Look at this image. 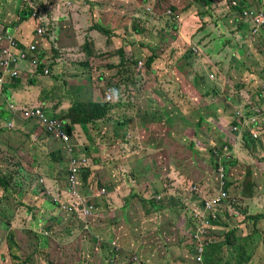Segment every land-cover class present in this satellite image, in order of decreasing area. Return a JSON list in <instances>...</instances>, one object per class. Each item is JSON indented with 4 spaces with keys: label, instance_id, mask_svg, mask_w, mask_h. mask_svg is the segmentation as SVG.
<instances>
[{
    "label": "rangeland",
    "instance_id": "obj_1",
    "mask_svg": "<svg viewBox=\"0 0 264 264\" xmlns=\"http://www.w3.org/2000/svg\"><path fill=\"white\" fill-rule=\"evenodd\" d=\"M79 1L81 3H77L75 0H35L28 10L33 12V15L38 11L36 17L39 19L45 16L53 19L55 16L52 14L51 8L61 16L74 15L76 17L74 25L79 43H86L90 48L96 47L100 50L104 54V57L99 61L101 62L114 52L117 48V41L109 42L106 35L93 28L89 13L101 12V0ZM20 2L21 4L12 0H0V16L5 25L16 27L20 22L24 8L23 2L21 0ZM114 2H117L119 9H124L130 17L126 15L123 20L120 19L121 24L118 28L113 20L106 24L101 22L100 27L109 30L111 24L120 30L122 24H125L127 30L132 31L133 24H138L148 34L153 35L154 39L170 42L167 38L172 35L171 27L175 22L169 14L159 16L161 14L154 13L149 5L151 0H114ZM144 3H147L145 8L143 7ZM41 4L44 8L40 7ZM67 4L69 8L65 7ZM203 5L201 1V6L204 7ZM44 10L45 15L42 14ZM104 10L106 9L102 11ZM201 11L209 22L208 34L213 33V36L217 38L227 35L230 39H236V34L239 32L230 27L226 21V16L230 14L228 8L216 5L208 11L206 9ZM102 15L104 14L102 13ZM248 20L245 16V22ZM74 25L71 24V26ZM227 26L231 29H228ZM36 30L37 28L34 34H36ZM43 31L51 32L47 29H43ZM132 34L134 35V33ZM199 37L201 38L202 35ZM146 42L149 44V40ZM130 45L136 47L138 43L133 38L124 40L122 43L123 48ZM20 49L24 50L25 48L20 46ZM195 50L198 51L199 48L193 49L196 54ZM201 50L204 52L203 56L198 52L196 59H193V68L196 73L203 71L204 76H207L211 83L218 81V77L213 72H209V69L219 72L222 70L221 74L227 76L228 68L230 66L236 68L244 55V49L242 44H238V40H233V45L223 53L214 54L215 51L208 48ZM70 57L73 58V63L85 61L84 53L80 47L71 52L68 58ZM157 57L161 61L164 60L163 54L158 53ZM13 66L15 75H18V78L13 81L16 83L21 78L19 75L21 66L17 67L18 71L16 64ZM137 66L142 68L143 63L139 62ZM77 74L78 72H75L74 69L67 73L73 80L77 79ZM249 74L254 73L249 72ZM211 75L215 76L213 80L210 79ZM82 76L84 88L69 100L61 98V104L65 105L66 103L72 107L88 91L89 80L86 74L83 73ZM255 79L256 76L252 81L251 79L244 81V74L239 75L234 87L239 91L236 92L237 96L233 98L232 104L227 108L214 106L217 104L211 102L209 97H201V101L200 97L194 100L192 90L182 89L173 92L170 87L160 85L158 95L150 93L142 103L143 105L139 104L140 112L143 110L148 115L156 114V112L157 115L166 114L168 110L162 104L168 101L171 103L169 104V129L173 138L166 158L168 164L164 163L163 170L161 168L158 170L159 181L153 185V193L144 194V191L130 196H127L124 189L117 190L120 191L117 196L116 190L111 184H96L94 181L92 182L93 187L89 185V188L81 190L79 177L85 166L75 156L77 155L75 150H79L78 145L73 147L70 145V143L73 144L74 137L82 140L83 134L80 128L76 127L74 136L70 137L63 128L65 126L63 118H61L62 123L59 122L47 115L42 107L23 109L20 106L22 96H13L12 99L7 100L3 98L2 102L6 105L3 110L9 112L13 123L23 111H40L48 120V125H44L43 129L39 131V137H35L39 144L30 136L22 134L20 130L22 122L15 124V129L18 127L20 133L13 132L9 142L5 139L4 143L0 142V264H22V262L24 264H117L115 260L118 258V254H113L109 258L105 256L107 262L98 261L99 257H103L104 254L100 249L102 246L98 243L97 234L106 238L102 241L105 249V244L108 247L117 248L114 237H120V250L128 249L137 241H147L148 245L143 246V254L134 258L137 263L141 262V264H162L157 251H161L160 256L162 253H169L185 257L188 243L187 234L193 241H197L196 236H202L205 253L208 252L213 258L216 257V260L221 259L222 255V259L230 258L233 264H264V162L254 166L242 161L236 165L230 162L226 165L221 153L215 155L213 152L216 150L210 145L212 142L215 143L218 150L220 143L221 145H227L228 142V145L233 144L226 132L232 128L229 126V122L236 118L237 113L244 114L243 107L238 104L241 95L246 93L248 104H251V99L257 100L259 92L254 88ZM61 82L64 83V80ZM68 82H70V78ZM114 88L117 89V87ZM121 88L124 91V87ZM2 89L3 86L0 88L1 92ZM85 89L87 91H84ZM37 91L44 94L43 98L46 96L47 90L44 88L37 89ZM117 91L120 92V89ZM154 92L156 91L154 90ZM234 94L230 97L232 98ZM185 95L189 97L178 103V98ZM201 102L202 105H200ZM259 103L262 112H264V97L259 99ZM257 110L260 109L257 108ZM201 116L206 117L207 120L199 128ZM51 124L52 130H50ZM225 129L227 130L225 131ZM167 130L168 128L163 129L164 132ZM56 131L61 132L68 138V141L55 138ZM233 132L234 139L244 147L237 131L233 130ZM15 136H19L20 140ZM46 137H49L51 141H43ZM127 139L131 140V135ZM57 140L64 142L61 149L64 147L69 150L67 155L65 151L64 155L60 154L55 147L54 144ZM14 141L21 142L18 145H12ZM114 147L115 144L111 142L106 148L105 154L115 155L116 157L110 156L113 161H119L124 157L128 159L126 163L130 165L129 167L127 164L120 165L117 173L124 180L133 178L145 180V177H141L136 172L137 166L130 162L129 159L132 158V155L123 156L125 152ZM151 156L157 157L156 155ZM251 157L252 155H249L247 159ZM253 158L255 157L253 156ZM169 163L174 165L169 167ZM75 168L78 170L76 175ZM222 170L225 172L224 179L219 175L222 174ZM163 173L167 174L169 178ZM194 173V179L190 180L188 176ZM74 175L75 188H71V179H74ZM51 176L54 179H50ZM179 176L182 177V180L175 187L173 184L176 183V180H172V178H179ZM1 181H6L7 185L3 186ZM132 181L133 183L137 182V180ZM191 184L193 186H189ZM96 186L108 187V189L95 188ZM5 187H10V189ZM194 187L200 189V193L194 192ZM102 189L106 191H101ZM126 190L128 191L127 188ZM108 194L111 196L110 203ZM88 200L89 202H87ZM209 201L214 205L210 209L218 210L217 215L206 214L207 212L202 210L205 209L203 207ZM152 202L154 204L169 202L170 205H165L163 208L166 209L164 210L155 211ZM198 205H202V207ZM207 205L206 208H209ZM142 206L149 209H139ZM94 208L96 211L88 220L90 225H86V228L89 227V229L84 228L85 224L82 220L69 216L64 213V210L60 211V209H65L72 214H77L76 210L70 211V209ZM228 211L233 213L230 218L227 217ZM192 218L193 221H191ZM211 220H214L215 223L218 220L219 222L216 225L206 223ZM93 223H95L94 227ZM118 224H120V228ZM159 232H162V235H159ZM9 233H14V240L17 241V247L14 246L15 249L12 251L9 248V246L11 247V243L8 242ZM232 233H236L235 245L231 244L234 243ZM213 246L217 247V251L212 250ZM17 256L19 257L17 258ZM185 261L183 264H188L186 258ZM210 261L204 255V262ZM117 262L122 261L117 260Z\"/></svg>",
    "mask_w": 264,
    "mask_h": 264
},
{
    "label": "trees",
    "instance_id": "obj_2",
    "mask_svg": "<svg viewBox=\"0 0 264 264\" xmlns=\"http://www.w3.org/2000/svg\"><path fill=\"white\" fill-rule=\"evenodd\" d=\"M13 1L17 3L20 0ZM21 1H23L22 5L24 6L21 20L23 22L26 21L27 23L31 20V17L37 18V14L33 15V12H29L28 10L31 5L34 4L33 2H35V0ZM75 1L77 3H81L79 0ZM151 1L152 2L149 5L153 9L154 13L161 14L159 16L169 14L171 19L175 22V24L171 27L172 35L167 38L170 40L169 43L154 39L153 35L148 34L146 30L138 24H133L132 31H128L125 24H122V28L120 30H117L115 26H111V24L109 26V30L100 27L101 22L106 24L113 20L118 28L121 24V20H123L126 15L130 17V15L126 14L124 9H119L117 2H114V0H101V12L95 11L92 12V14L89 13L92 18L93 28L106 35L109 42H112L113 40L117 41V48L114 52L101 62L99 61L104 57V54H102L100 50L96 49V47L90 48L86 43L80 44L78 33L75 31L74 26H69V23L65 19L62 20L61 23V27L64 30V37L62 38V36H60L58 39L54 40L51 44V49L47 42V36L50 35V31H47L46 33L43 31L41 35L36 34L35 38L39 49L41 50V44L44 40L43 46L44 44L46 45L44 47L46 48L47 53L52 52L54 55L53 62L51 63V66H49L50 74L46 76L49 77L48 81L64 80V84L69 87V90L74 96L84 88L83 73L87 75V79L89 80V84H87L88 91L86 89L84 90L87 92L80 97V101H76L72 107L67 109L66 115L63 117L65 122V126L63 128L70 137L74 136L75 128L78 127L83 134L82 139L86 138V140H89L90 142L89 148L87 146V149H89L88 153L85 148H80L76 153L77 155H75L78 159H84L87 157L89 161V164L83 169L79 177L81 190L89 188V185L93 187V181L96 184L109 183L113 185L116 178L124 180V178L117 173V169L120 165L125 164L128 159L122 157L119 161H113L110 156L116 157L115 155L105 154V150L111 142L119 148V151L125 152L123 156L132 155V158L129 159L132 163H138L144 158H152L155 160L152 168L157 170L160 168L163 170V164H168V160H166V158L170 150L169 145H171V140L173 138L170 135L169 121L163 116L157 115V112L156 114L153 113L148 120L147 114L143 110L140 112L138 105L142 103L144 96L150 95V93L158 95L160 85L165 86L167 84L173 92L182 89L186 91L192 90V94L196 95L194 100L200 97L199 100L201 101L202 98L209 97L211 102L217 104L214 106H224L227 108L232 104L234 100L233 98L237 96L236 92L239 91L234 88L237 84V80L239 79V75L244 74V81L247 79H251L252 81V79L256 76L254 81L255 91L258 90L259 92L258 98L264 95V87L262 85L264 83V27L251 33V31L247 30L244 24L245 14L264 11V0H228V2L225 0ZM201 1L204 4V7L201 6ZM146 4L147 3H144V8ZM216 5H219L221 8L226 7L230 10V14L226 16V21L230 27L239 32L236 34V39H230L225 34H223L225 37L221 36L217 38L213 36V33H207V30L209 29V22L204 18V14L201 10L206 9L208 11L211 7L213 8ZM40 7L44 8L42 4ZM65 7L69 8L68 4L65 5ZM103 9L106 10L102 11ZM44 13L46 12L44 11L43 14ZM102 13L104 15H102ZM40 26L42 27L45 25L41 24L39 27ZM50 27L51 26L38 29L49 30ZM230 27L227 26L228 29H231ZM132 33H134V35ZM4 35L6 34H0V36ZM200 35H202L201 38L199 37ZM129 38H133L138 43V46L135 47L130 45L127 48H123V41ZM147 40H149V44H147ZM233 40H238L239 45L242 44L244 55L236 68H232L231 66L228 68L227 76H223L221 74L222 70H220L221 72L216 70V72L214 71V75L218 77V81L224 89L223 92L217 86L213 87L208 84V78L206 76L194 71L193 59H196L198 51L195 50V54L193 49L196 47H203V49L208 48L215 51L214 54L217 52L223 53L229 49V46L233 45ZM167 45L168 47L166 48ZM3 46L4 45H2V47ZM78 47H80L84 53L85 61L83 63H73V58L68 59L69 54L74 52ZM69 50L70 52H68ZM158 53L160 55L163 54V61L158 59ZM203 53L204 52L199 50V54L201 56H203ZM139 62L143 63L142 68L137 66ZM57 66L60 67L59 71L56 70ZM44 67L45 66L39 67L38 73L40 75L43 74ZM72 69H74L75 72H78L76 80H73L72 77L67 75V73ZM209 72L213 71L209 69ZM249 72H253L254 74L251 75ZM0 75L3 74L0 73ZM63 76H66V78H63ZM69 78L70 82H68ZM133 83H135L136 86L132 89L130 85ZM122 86L124 87V91H122ZM114 87H117V89L121 88L120 92H122V96L126 97L125 102L114 103L109 101V94L111 93V90H116ZM3 88V93L7 99H12L13 96H22L21 89L16 88L15 83H13L9 77H6ZM154 90L156 92H154ZM49 91L52 93L51 90ZM219 93L222 94L223 97L219 96ZM232 94L234 95L231 98L230 95ZM188 97L189 96L187 95L182 96L178 98L177 101L178 103H181L184 98ZM246 97V93H244L238 99V104L243 107L242 109L246 110L243 121L246 124H252V126H257L259 128L260 123L263 122V118L259 113H262L261 105L254 102L253 105L250 106L246 102ZM250 102H253V99H251ZM200 105H202V102ZM114 108L116 109V113L113 111ZM257 108L260 110H257ZM206 120V117H200L199 128ZM229 123H233V119H231ZM26 124L27 125L21 127L30 131V133L25 134L22 132V134L24 133V135L30 137L31 135L39 137V131L43 129V127L35 121H29ZM165 128H168V130L164 132L163 129ZM148 130H150L151 135L149 141L152 142V147L154 149L152 155H156L157 157H152L145 151V143L147 142L146 135L148 136ZM230 130L232 131V128H230ZM13 132L20 133L19 128L16 127L15 131L12 130L8 132L4 129L3 133L4 138H6L5 140L10 139ZM45 132L47 133L46 130ZM260 132L261 135L258 137V143L261 144L262 147L260 148V152L258 151L257 154H259L258 158L263 163L264 127ZM129 135L132 137L131 140L127 139ZM1 139L3 140L2 137ZM242 141L244 146L248 149L251 148L250 146L256 144V141H254L251 136L244 137ZM81 142H83V140L78 137H74L73 144L70 143V145H72V147L77 146ZM54 145L62 155H64V151L65 153L68 151L64 147V150L61 149V147L64 146V142L62 141L57 140ZM210 145L218 153H221V157H223L221 143L220 149L218 150L215 143L212 142ZM128 147L129 151L127 152V149L125 148ZM255 147L253 149H255ZM141 148H143V150H141ZM169 160L171 161V159ZM173 165V163H169V167H172ZM97 166H99L102 170V173L98 178L96 171ZM194 175L195 173L189 175L188 178L192 180L194 179ZM132 180H137V178H133ZM1 183L3 186L7 185L6 181H1ZM189 186H193V184ZM97 187L102 186H96L95 188ZM5 188L8 190L10 189V187ZM102 188L108 189V187ZM193 191L200 193V189L196 187L193 188ZM87 202H89V200ZM152 204L155 211H161L164 209L158 208H163L165 205L170 203L166 202L165 204H154V202H152ZM198 206L202 207V205ZM142 207L143 209H148L144 206ZM62 210H64V213L71 217L78 216V214H72V212L65 211V209H60L61 212ZM92 210L95 212L96 208ZM209 213L211 215H217L218 210L212 209ZM227 213L229 214L227 217L230 218L233 216V213L229 211ZM193 220L194 219L192 218L191 221ZM207 222L208 224L216 225L219 220L216 223L214 220ZM232 236L234 243H231L230 241L228 242L235 245V241L237 239L236 233H232ZM14 238V233L8 234V242L11 243V247L9 246V248L11 251L17 247V241L14 240ZM187 238V250H184H186L187 254L191 256L193 246L198 247L199 245L192 242L189 239L188 234ZM132 246H134V248L138 247L139 241ZM212 250L214 252L217 251V247L213 246ZM157 252L160 255L161 251ZM205 255L209 260H211L212 264H216V262L223 264V260L225 261L224 264H233L230 258L227 259L225 257L222 259V255L221 259L218 260H216V257L213 258V256L208 252L207 254L205 253ZM135 256H140L136 250L132 260L131 254L128 253H122L118 260H121L124 264H136L137 262L134 260ZM18 257L19 256H17V258ZM184 259L185 257L181 255L179 261ZM159 260L160 262H163L162 259ZM22 264H24V262H22ZM137 264H141V262H138Z\"/></svg>",
    "mask_w": 264,
    "mask_h": 264
},
{
    "label": "crops",
    "instance_id": "obj_3",
    "mask_svg": "<svg viewBox=\"0 0 264 264\" xmlns=\"http://www.w3.org/2000/svg\"><path fill=\"white\" fill-rule=\"evenodd\" d=\"M13 2H15V1H13ZM17 3L21 4L20 1H18ZM63 5H64V3L62 2V6ZM33 9H34V6H33ZM51 10H52V14H54V16H55L53 19H49L47 16L40 18V19L31 17V20H33V21L30 20L31 22L29 21L26 23V21L23 22L19 18L20 22H18L16 27L5 25L3 18L0 16V34L5 33L6 35L13 37L15 41H19L20 43H22L25 46V49H27L31 45H34L37 47V49L39 51V54H37L35 57H33V59L31 61H25L22 64H20L21 67H20V71H19L20 74L19 75L21 78L15 83L16 88H19V87L22 88L21 93H22L23 98L21 100L20 106H22L23 109H29L32 107H42L45 110V112L47 113V115L53 117L54 119H57L59 122L62 123L61 118H63L66 115V111L70 106L66 105V103H65V105L61 104V98H65L66 100H69L71 97H73V94L69 90V87L66 86L63 82L60 83V81H58V80H49L48 81L49 77H46V75H44V73L46 71H49L48 67L51 66V63L53 62V58H54L53 56L54 55L52 52L47 53V50L44 47L46 45L44 44V46H43L44 40L42 41V44H41V50L39 49L38 44L36 42V38H35L36 34H34V31L36 28L38 30V28H47V27L51 26L50 27V30H51L50 35L47 36L48 37L47 42H48V45L51 49V44L54 42V40L58 39L60 36H62V38L64 37V30L61 27L62 20H64V19L67 20V22L69 23L68 25L71 26L72 23L74 25V21H75L76 17L74 15H62L61 16L60 14H58L56 12V10H53V8H51ZM37 13H38V11L35 12V14H37ZM45 14L46 13H44L43 15H45ZM79 14H80V12H79ZM41 24H44L45 26L39 27V25H41ZM74 28H75V25H74ZM37 30H36V32H37ZM75 31H76V28H75ZM248 31H250V29ZM68 59H72V57H70ZM40 66H45L43 69L42 75H40L38 73ZM56 70L59 71L60 67L57 66ZM213 73H214V71H213ZM201 74L204 75V72L201 71ZM215 76L211 75L210 79L213 80L215 78ZM207 83L210 84L211 86H214V87L217 86L221 91H223V87L219 83V81H216L215 83H211L208 80ZM262 85L264 87V83ZM130 86L133 89V88H135L136 85H135V83H133ZM165 86L169 87L167 84ZM43 88L47 90L46 96L44 98H43L44 94L39 93L37 91V89H43ZM49 90H51L52 93H50ZM57 91H59V92H57ZM148 96L149 95L144 96V98L142 99V103L144 102V100ZM3 98H5V100H7V97L5 95L0 96V142H2V143H4L5 142L4 139H6V138H4L3 130L6 129V132L10 131L9 127H8L9 124L10 125L12 124V130H13L15 128V124L17 125L18 122H22L21 120H16V122L13 123L9 112L3 110V107L6 106L5 103L3 104V102H2ZM49 98H50V100H49ZM142 103H141V105H143ZM169 103H170V101L166 102L165 104H162L167 108L168 111L166 114H161V116L166 118L168 121H169ZM64 107H65V109H64ZM243 111H244V109H243ZM238 114L241 115V117H244L246 113L245 112H244V114L243 113H237V115ZM150 116L151 115L147 114L148 120H149ZM262 121L263 122L260 123L259 129L257 132V134H258L257 139L254 140V141H256V144L250 146L251 147L250 149H248L246 146H244L241 149H238L240 144L237 143L236 140L234 142H232L233 145L236 147V150H235V156L236 157H233L230 161L223 159V162L225 161L224 163L226 165L228 162L232 163L233 165H236L240 161H242L244 163H251L253 166L259 165L260 163H262V161L258 158L259 154H257L258 151L260 152V148L262 147L261 144L258 143V137L261 135L260 131L264 127V117H263ZM235 123L237 124V120L235 121ZM24 125H27L26 122H22L21 126H24ZM20 130L22 132H24L25 134L30 133V131L25 130L23 127H20ZM76 132L78 133L79 130ZM1 137L3 138V140L1 139ZM15 137L18 138V140H20L19 136L18 137L15 136ZM35 137H36V135H31L32 140H34L36 142ZM146 137H147V142L145 143L146 144L145 151L152 155L154 152V149L152 147V142L149 141V139L151 138L150 130H148V136L146 135ZM9 140L10 139H8L7 141L9 142ZM82 140H83V142H81L78 146H82L85 143H87L86 138H84ZM21 141H14L12 143V145H14V144L18 145V144H20ZM43 141L50 142L51 139L49 137H46L45 140H43ZM36 143L39 144V141ZM254 147H255V149H253ZM114 148H118V147L115 145ZM125 149L129 150V147L125 148ZM141 150H143V148H141ZM251 150H252V152L250 153ZM75 151L77 153V150H75ZM69 152L70 151L68 150V153ZM65 154L67 155V152ZM249 155H252V157L250 159H247V157ZM253 156L255 158H253ZM154 163L155 162H154V160H152V158H144V159L140 160L138 163H133L134 165L137 166L136 172L138 173V175H140L141 177H145L146 179L145 180L137 179V182L133 183V181L131 179L130 180H119L118 178H116L114 180V184L112 185L113 188L116 190V195L118 196L119 192L122 189H124L127 192V196H130L132 194H138L140 192L143 193L144 191H145L144 194L153 193L154 192L153 185L157 184L159 181V179H158L159 178V172L157 171V169L152 168ZM125 164H127V163H125ZM127 166L129 167L130 165L127 164ZM139 167H143V168H139ZM96 171H97V176L99 177V175L102 173L101 168L99 166H97ZM164 175L167 178H169V176L167 174H164ZM219 175L224 179L225 178L224 170H222V174H219ZM50 179H54V177L51 176ZM172 180H176V183L173 184V186L176 187V186H178L179 182L182 180V177L179 176V178L178 177L172 178ZM128 183H130L129 186H128ZM122 184H124L126 187ZM126 188L128 189L129 192L126 190ZM119 189H120V191H117ZM93 190L100 192L96 189H93ZM59 191H62V190H59ZM101 191H106V190L102 189ZM168 193H170L169 190H168ZM107 197L109 199L108 202L110 203V197L111 196L108 195ZM165 203L166 202H164V204ZM168 205H170V204H168ZM139 209H143V207H140ZM163 209H166V208H163ZM112 214H114V213H112ZM73 218L80 220L79 216H74ZM118 225L120 228V224H118ZM94 226H95V223H93V227ZM97 235L99 238L98 243L100 244V246H102L100 249L103 250V254H104L103 257H99L98 261L103 260V261L107 262L105 256L109 258L113 254H118V258L115 261L117 264H122V262H117V260L119 259V256H121L122 253L131 254V260H132L135 250L138 252L137 247L134 248V246H131L128 249L120 250V248H119L120 237H114L113 238L116 242L117 248L113 247L112 245H111L112 247H108L105 244V246H106V249H105L102 241L106 240V238L100 234H97ZM180 257H181L180 254L166 255V257L162 258V260H163L162 264H183L185 259L182 261H179ZM185 258L187 260L188 255H185ZM190 262L192 264L193 258L190 259ZM210 263H211V261L205 262V264H210ZM216 264H220V263L216 262Z\"/></svg>",
    "mask_w": 264,
    "mask_h": 264
},
{
    "label": "clouds",
    "instance_id": "obj_4",
    "mask_svg": "<svg viewBox=\"0 0 264 264\" xmlns=\"http://www.w3.org/2000/svg\"><path fill=\"white\" fill-rule=\"evenodd\" d=\"M227 2H228V0H227ZM260 12H264V11H260ZM260 12H254V13H260ZM245 16H246V14L244 15V24L247 26L246 28L249 30L250 29V31L252 30V32H254V28H256V26L254 25V24H252L249 20H248V22H245ZM260 28H256V30L255 31H257V30H259ZM50 30V29H49ZM39 32H41V33H43V30L42 29H38L37 30V32H36V34L37 35H39ZM18 43L20 44V46H23L24 48H25V46L22 44V43H20L19 41H18ZM32 46H34V45H31V46H29L27 49H24V51H27L30 47H32ZM36 47V46H35ZM37 48V47H36ZM201 49H203V47H201V48H199V50H201ZM199 50H198V52H199ZM202 51V50H201ZM37 54H39V51H38V49H37ZM37 54H34V55H32V56H30V60L29 61H31L32 59H33V57H35ZM18 67H20V65L18 66ZM17 68V67H16ZM48 69H49V67H48ZM18 71V70H17ZM49 73H50V70H49ZM4 87V86H3ZM120 91H121V88H120ZM4 88L2 89V92L0 91V96H4ZM122 92H118L117 91V89L115 90V91H111V93L109 94V101L110 102H114V103H122V102H125V100H126V97H124V96H122V94H121ZM194 95V97H196V95L195 94H193ZM219 96H222L223 97V95L222 94H220L219 93ZM252 97V96H251ZM264 97V95H262L261 97H259V98H257V100H253V102H251V104H249L250 106L251 105H253V103L254 102H257L258 104H260L259 103V99L260 98H263ZM261 105V104H260ZM113 111L116 113V109L114 108L113 109ZM246 110H244V112H245ZM40 112V111H39ZM259 112V111H258ZM42 113V112H41ZM260 113V116L263 118L264 117V113L262 112H259ZM21 114V113H20ZM19 114V115H20ZM43 114V113H42ZM23 116L21 117V116H19L18 117V119H16V120H21L22 122H29V121H35V122H38L39 124H40V126L41 127H44V124L42 123V121L41 120H35V119H32V120H27V121H24L23 119ZM243 118L244 117H241V115H237L236 116V118H234L233 119V123H229V126H232V131L231 130H228V131H226L227 129H225V131L227 132V135H228V137H229V140L231 141V143L232 142H234L235 141V139H234V132H233V130H236L237 131V135L243 140V138L244 137H246V136H251V138L253 139V140H256L257 139V136H258V134H257V132H258V127L257 126H252V124H246L244 121H243ZM237 120V124L235 123V121ZM235 123V124H234ZM10 129V131L12 130V128H9ZM243 142V141H242ZM229 144V142L227 143V145H224V144H222V146H221V151H222V155H223V157H222V159H225V160H228V161H230L233 157H236L235 156V150H236V147L233 145V144H231V145H228ZM87 146H88V148H89V146H90V142H89V140H87V143H85L84 145H82V146H78L79 147V149L80 148H85L86 149V152L88 153V151H89V149H87ZM241 148H243V146H239V148L238 149H241ZM215 155H218V152H216V151H214L213 152ZM81 160V162H82V164L86 167L88 164H89V161H88V158L86 157V158H84V159H80ZM158 171V170H157ZM206 204H209L210 206H208L209 208H206ZM205 204V206L203 207V208H205V209H202V210H204L205 212H207L206 214H208L209 213V211H211L212 209H210V208H212L214 205L212 204V202L211 201H209L208 203H206ZM73 210H76L77 211V214H78V216L80 217V220H82L84 223H85V229H89V227H87L86 228V225H90V223L88 222V220H90L91 219V217H92V215L95 213L93 210H92V213H91V215L90 216H88V217H86L85 215H84V213H83V211L82 210H79V209H70V211H73ZM206 223H208V222H206ZM159 235H162V232H159ZM196 238H197V241H193L190 237H189V239L192 241V242H195V243H197L199 246L198 247H194L193 246V248H192V255L191 256H189L187 253H186V255H188V258H187V262H188V264H191V262H190V259L191 258H193V262H192V264H205V262H204V255H205V252H204V244H203V241H202V236L200 237V235H198V236H196ZM144 245H148V242L147 241H139V246L137 247V249H138V253L140 254V255H142L143 254V252H144ZM159 254V253H158ZM166 255H169V253H162V256H160L159 255V259H162L164 256H166ZM171 255H173V254H171ZM199 256L198 258H196L195 256Z\"/></svg>",
    "mask_w": 264,
    "mask_h": 264
},
{
    "label": "built area",
    "instance_id": "obj_5",
    "mask_svg": "<svg viewBox=\"0 0 264 264\" xmlns=\"http://www.w3.org/2000/svg\"><path fill=\"white\" fill-rule=\"evenodd\" d=\"M227 1V0H225ZM246 17L249 19V21L256 26V28H262L264 27V12L260 13H248L246 14ZM256 28H254V32H256ZM42 33L39 32V35ZM2 45H4L2 47ZM18 46V49H17ZM32 49V51H31ZM37 54V48L35 46L30 47L27 51L20 49V44L18 41H15L13 37H10L8 35L0 36V73L3 75H0V88L4 86L6 77H9L12 81L16 80L18 78V75H15L14 73V66L16 64V67H18L20 64H22L25 61L30 60V56ZM17 70V68H16ZM44 75L48 76L49 71H46ZM16 116V115H15ZM19 116H23V120H41L44 125H48V120L45 118L44 114L41 112H29V111H23ZM17 117V116H16ZM9 128H12V124L8 125ZM53 129L52 124L50 125V130ZM55 138L64 140L65 142L68 141V138L65 137L61 132L56 131L55 132ZM75 175L78 173V170L74 169ZM75 175L74 179H71V188H75ZM210 206L209 204L207 207ZM84 215L86 217L90 216L92 213V209H83L82 210Z\"/></svg>",
    "mask_w": 264,
    "mask_h": 264
}]
</instances>
